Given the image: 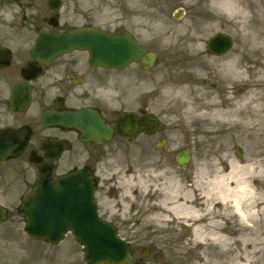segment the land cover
Listing matches in <instances>:
<instances>
[{"label":"flooded vegetation","instance_id":"1","mask_svg":"<svg viewBox=\"0 0 264 264\" xmlns=\"http://www.w3.org/2000/svg\"><path fill=\"white\" fill-rule=\"evenodd\" d=\"M98 8L97 0H0V205L9 212L7 221H11L14 214L21 211L25 195L31 192L38 181L57 179L68 166L75 168L78 163L85 162V165L99 162L103 152L101 149L109 147L116 139L132 143L141 136H151L160 130V125L154 132L148 131L143 125L133 137H121L116 130L117 119L123 112H133L138 119L143 114L153 113L150 109L152 102L149 101L152 97L148 93H155L159 110V45L154 51L153 69H145L142 62L126 68V107L118 110L114 106V70L92 66L87 51L75 50L49 62L32 55L36 39L44 32L54 30L61 33L79 27L99 26V17L95 14ZM224 10L226 17L238 12L246 16V22L255 25L257 32L264 37V0H246L245 3L224 0ZM224 31L232 34L229 30ZM244 46L240 44L237 50L232 48L227 51L221 57L222 62L258 77L254 74V68H259V62L264 63V52L258 56V49ZM143 47L146 52L153 51ZM201 51V58L211 56L207 44ZM82 54L86 55L85 59L79 58ZM27 65L31 67L25 69ZM245 65L249 67L244 68ZM223 75L231 80L243 78L241 75L235 78ZM149 76L154 86L150 92ZM211 88L215 89L216 85L211 84ZM262 97L256 102L251 98L245 100L244 93L222 97L220 109L223 112V124L206 122L204 114H209L212 108L208 109L205 100L199 102V121L188 126L186 149L189 160L181 171L183 176L173 193L175 198H172L174 205L188 203V206L198 211V216L184 221L183 213L177 215L171 211L173 216L170 221L173 222L169 223V231L175 234L178 243H210L218 242L215 239L220 238L224 240L225 250L232 251L234 256L237 252L242 259L239 261L241 264H264ZM252 101L254 103L250 107L255 115L245 116L244 106ZM83 107L97 111L113 129L110 141L103 144L85 142L79 130L46 123L44 119L47 113L53 111L61 113ZM244 123H249V129L245 128ZM165 144L159 149L166 148L167 142ZM84 151L87 153L85 159ZM65 155L67 161L64 160ZM176 166L178 168L177 163ZM91 167L97 175L96 167ZM97 181L99 183L98 176ZM112 194L110 188L102 193L97 189L95 197L98 212L102 219L121 231L122 227L132 222V216L129 208L123 204L110 203L113 197L108 196ZM119 196L116 197L118 200L121 199ZM159 206V213H164L163 207L171 208L172 205H168L166 198L161 195ZM133 213H137V210ZM159 234L162 235L161 232ZM22 242L21 254H18L14 264H35L36 249L28 240L22 238ZM4 244L1 238L0 252L5 249ZM42 244L41 251L47 260H58L56 252L51 256L46 249V245L50 244ZM208 253L212 255L215 251L210 250ZM2 261L3 253L0 255V264H3Z\"/></svg>","mask_w":264,"mask_h":264},{"label":"rangeland","instance_id":"2","mask_svg":"<svg viewBox=\"0 0 264 264\" xmlns=\"http://www.w3.org/2000/svg\"><path fill=\"white\" fill-rule=\"evenodd\" d=\"M222 1L97 0L99 8L95 14L99 17L100 26L112 30L133 31L149 50L155 51L159 45V110L155 93H148L149 97H152L149 100L152 102L150 109L158 113L161 122L159 133L152 136H141L132 144L117 139L115 143L106 147L107 149H101L103 151L101 160L95 165L103 182L99 187L100 193L108 185L115 191L108 197L116 198L120 193L126 197L125 205H128L132 222L121 228V234L132 241L136 254L133 264H140L138 258L144 247H150L153 253H157L159 256L154 258L152 253L144 259L142 264H203L205 258H207L206 264H208V260L217 264H238L235 260L237 252L234 256L232 251L222 247L223 244L207 243L205 247V243L196 241L178 243L174 238L175 234L169 231V223H171L169 217H172V213L165 207L164 214L159 213V196L162 195L160 188L163 187V196L166 198L167 204L170 205L172 201L170 195L177 186L175 179L183 176L176 166L174 155L177 150L187 145L189 124L199 121L201 116V113H198L199 102L205 100L206 106L208 102L213 101L221 104L222 97L233 96L236 93L238 95L246 94L253 84H257L259 88L256 95H253L257 97L251 99L256 102L259 95L264 98V82L257 80L259 77H252L249 72H246L245 76L248 81H242L241 78L237 83H234L228 78H224L223 72L228 64L222 62V58L203 56L200 59V52H202L206 40L214 33L224 30H229L232 33L236 42L235 50L242 44L246 45L245 48L258 49V56L264 52V41L259 40L258 34L254 33V29L258 31L255 25L247 23V17L242 16L240 12L226 17ZM238 2L245 3L246 0H238ZM180 9H183L185 14L180 18H174L175 12ZM197 37H200V40ZM198 40L201 43L200 49L192 46ZM249 44L251 45L248 46ZM261 44L262 46H260ZM79 58L85 59L86 55L82 54ZM246 66L249 67L245 65L244 68H247ZM250 69H252V65ZM127 73L128 70H114L116 82L114 106L117 110L126 107L124 83ZM153 73L155 72L153 71ZM151 79L149 76V92L154 87ZM204 80H207V85L202 83ZM182 82H188L190 94L185 93L183 97H175L165 92L167 87ZM211 84H215L216 88H211ZM193 101L194 110L190 106ZM253 101L249 105L245 104V116L255 115L251 108ZM189 106L190 110L186 113ZM210 115L204 114L206 122L224 123L222 119L214 118V114L211 115V118ZM251 121L249 120V122ZM244 124L245 128L249 129L247 125L249 123ZM161 137L168 141L167 147L162 150L157 146V141ZM86 156L87 154L84 152V159ZM65 160H67V156ZM113 198L109 200L110 203L117 205L119 198L116 200ZM134 210H137V213H133ZM157 213L159 219L155 217ZM163 218L165 221L161 220ZM23 227L24 221L18 212L14 214L11 221L0 226V239L5 241V249L0 252V255L3 253L4 263H15L18 254H21L22 238L27 240L24 237ZM9 240L15 241L8 243ZM28 241L36 249L35 264H84L82 248L72 238L59 246L46 245L51 256L55 252L57 254L58 260L50 262L41 251L43 244L40 241ZM210 250H214L215 253L210 255L208 253ZM260 258V262H262L261 255Z\"/></svg>","mask_w":264,"mask_h":264},{"label":"water","instance_id":"3","mask_svg":"<svg viewBox=\"0 0 264 264\" xmlns=\"http://www.w3.org/2000/svg\"><path fill=\"white\" fill-rule=\"evenodd\" d=\"M230 43L229 37L218 34L211 39L209 46L211 51L221 53ZM75 48L88 49L91 62L105 67L123 68L130 61L140 59L143 54L140 45L129 33L110 34L100 29L43 35L35 53L53 57ZM53 121L78 128L83 126L86 138H94V132L106 130L95 114L88 110L57 115ZM132 121L127 123L129 126L123 123V132L134 125ZM147 122L155 126L154 119L147 118ZM90 173L85 168L80 173L61 178L58 183L48 181L39 184L33 194L26 198L23 209L26 231L34 238H47L53 243H58L67 231H71L77 242L84 246L88 264L130 263L133 260L130 244L118 236L116 228L97 216L93 202L95 180ZM5 215L6 212L0 208V222Z\"/></svg>","mask_w":264,"mask_h":264},{"label":"bare ground","instance_id":"4","mask_svg":"<svg viewBox=\"0 0 264 264\" xmlns=\"http://www.w3.org/2000/svg\"><path fill=\"white\" fill-rule=\"evenodd\" d=\"M197 39H199L200 40V37H197ZM260 39H262V38H260ZM259 68H254V70H256L255 71V75L256 76H260V78L263 80V82H264V63H260L259 62V66H258ZM224 74H226V72L224 71L223 72ZM242 76V77H244L245 76V71H244V69H241V68H236L235 66H234V68H231L230 70H229V76H231V77H233V78H235V76ZM260 78H258L257 80H260ZM235 79H237V78H235ZM228 80L229 81H238V80H231L230 78H228ZM258 85L257 84H253L252 85V87L250 88V89H248V91H247V93L246 94H244V99L245 100H249L253 95H256L255 93H257V91H258ZM165 92H167L168 94H170V95H174L175 97L176 96H181V97H183V95L186 93V94H190V86H188V82H182V83H180V84H178V85H175V86H169V87H167L166 89H165ZM191 93H192V87H191ZM209 104L214 108V112H212V114H214V116L215 115H217L219 118H220V115H222V110L220 109V107H221V104L219 103H217L216 101H213V102H209ZM188 110H190V106H189V108L186 110V113H187V111ZM239 188H241L240 186H239ZM122 197V201H125V199H126V197H124V196H121ZM171 198H175V195H171ZM188 204V203H187ZM186 203H179V204H177L176 203V205H172L171 206V209L178 215V214H184L183 215V219H184V221L186 220H190V218H192V217H197L198 216V211H196L193 207H191V206H188ZM155 217H156V219H159V214L157 213L156 215H155ZM162 221H165V219L163 218L162 219ZM215 238H213V240H214ZM215 241H218V242H223L224 240H222V239H220V238H217V239H215ZM236 260H238V261H240V258H238V259H236ZM207 261V258H205V260H204V263L203 264H206L205 262ZM209 263H212V264H217V263H215V262H211V261H209L208 260V264Z\"/></svg>","mask_w":264,"mask_h":264}]
</instances>
